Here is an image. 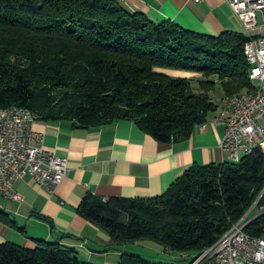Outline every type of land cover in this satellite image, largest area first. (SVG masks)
I'll use <instances>...</instances> for the list:
<instances>
[{
    "label": "trees",
    "instance_id": "16d2710c",
    "mask_svg": "<svg viewBox=\"0 0 264 264\" xmlns=\"http://www.w3.org/2000/svg\"><path fill=\"white\" fill-rule=\"evenodd\" d=\"M249 39L155 23L121 0H0V107L83 129L130 120L159 143L184 140L216 110L217 84L227 98L254 91L243 52ZM169 70L199 75L198 90ZM254 209L262 211L245 232L263 237L260 148L239 163L193 165L155 198L89 194L76 212L113 246L159 251L124 252L119 264H187ZM0 264L92 263L74 248L39 241L32 249L0 244Z\"/></svg>",
    "mask_w": 264,
    "mask_h": 264
},
{
    "label": "crops",
    "instance_id": "0c3cea01",
    "mask_svg": "<svg viewBox=\"0 0 264 264\" xmlns=\"http://www.w3.org/2000/svg\"><path fill=\"white\" fill-rule=\"evenodd\" d=\"M121 2L155 23L170 20L185 30L210 36L226 31L245 34L225 0ZM258 20L262 22L260 16ZM210 97L217 108L207 121L196 127L189 138L170 143L155 141L130 120L89 129L76 128L67 121L38 120L33 130L45 134L48 150L67 160V173L53 193L26 177L14 184L22 201L0 196V244L32 249L39 241L58 242L74 248L82 261L92 264H119L124 252L159 253L148 243L113 246L107 234L80 218L76 210L89 194L104 200L155 198L193 165L230 162L229 154L221 149L224 126L214 125L227 97L218 84ZM260 123L264 126V118ZM261 210L254 209L249 217Z\"/></svg>",
    "mask_w": 264,
    "mask_h": 264
},
{
    "label": "built area",
    "instance_id": "2783aa9c",
    "mask_svg": "<svg viewBox=\"0 0 264 264\" xmlns=\"http://www.w3.org/2000/svg\"><path fill=\"white\" fill-rule=\"evenodd\" d=\"M190 1L200 3L204 0ZM225 2L250 38L249 52L258 66V92L240 101H224L214 122L215 126H224L221 149L229 154V159L240 162V153L249 156L258 145H264V126L260 123L264 118V0ZM37 121V116L26 108L0 111V196L9 201H22L14 184L26 177H32L41 189L53 193L66 176L67 160L45 147V134L33 130ZM255 217H245L233 225L196 257L197 263L209 264V258H217L220 264H264V237H253L245 232Z\"/></svg>",
    "mask_w": 264,
    "mask_h": 264
},
{
    "label": "bare ground",
    "instance_id": "6f19581e",
    "mask_svg": "<svg viewBox=\"0 0 264 264\" xmlns=\"http://www.w3.org/2000/svg\"><path fill=\"white\" fill-rule=\"evenodd\" d=\"M249 49H250V39L245 43L243 52L247 65L249 67V79L254 87V91L252 92H258L259 90V81L257 79L258 66L254 63V60L250 55ZM252 92H247L236 96H232L227 98L225 101H240L243 100L246 95H251ZM12 108H16V107L7 108L5 110H12ZM2 109L3 108L0 107V111H2ZM258 148L262 149V151L264 152V145H258ZM229 160L232 163H239V159H229ZM190 264H207V263H197V258H195ZM209 264H220V260H218L217 258H209Z\"/></svg>",
    "mask_w": 264,
    "mask_h": 264
},
{
    "label": "rangeland",
    "instance_id": "374dc122",
    "mask_svg": "<svg viewBox=\"0 0 264 264\" xmlns=\"http://www.w3.org/2000/svg\"><path fill=\"white\" fill-rule=\"evenodd\" d=\"M170 74V75H169ZM172 74H176V75H183V76H180V77H183V78H189L187 75L188 73L187 72H183V71H175V70H169L168 72V75L171 76V77H174V75ZM190 79L192 81V86L193 88L197 91L198 90V79H200V76L199 75H196V76H190ZM243 156V153H240V157ZM187 264H190L189 261L187 262Z\"/></svg>",
    "mask_w": 264,
    "mask_h": 264
}]
</instances>
